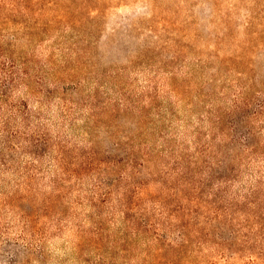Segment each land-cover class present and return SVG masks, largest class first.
I'll use <instances>...</instances> for the list:
<instances>
[{"label":"rangeland","instance_id":"rangeland-1","mask_svg":"<svg viewBox=\"0 0 264 264\" xmlns=\"http://www.w3.org/2000/svg\"><path fill=\"white\" fill-rule=\"evenodd\" d=\"M0 264H264V0H0Z\"/></svg>","mask_w":264,"mask_h":264},{"label":"trees","instance_id":"trees-1","mask_svg":"<svg viewBox=\"0 0 264 264\" xmlns=\"http://www.w3.org/2000/svg\"><path fill=\"white\" fill-rule=\"evenodd\" d=\"M128 193V192H127ZM127 193L125 195H127Z\"/></svg>","mask_w":264,"mask_h":264}]
</instances>
